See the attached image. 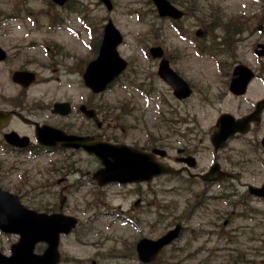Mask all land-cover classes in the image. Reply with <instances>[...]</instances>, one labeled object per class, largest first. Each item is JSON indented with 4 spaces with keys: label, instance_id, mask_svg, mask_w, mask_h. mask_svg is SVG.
I'll list each match as a JSON object with an SVG mask.
<instances>
[{
    "label": "rangeland",
    "instance_id": "1",
    "mask_svg": "<svg viewBox=\"0 0 264 264\" xmlns=\"http://www.w3.org/2000/svg\"><path fill=\"white\" fill-rule=\"evenodd\" d=\"M170 1L185 14L179 32L158 19L145 0H111L110 12L98 0H74L66 9L47 0H0V47L7 54L0 63V110L19 107L18 112L28 119L62 127L70 134H90L144 149L158 147L167 152L164 162L173 167H177L172 159L176 151L186 149L195 158L194 173L206 172L216 162L222 171L236 176L232 184L243 194L244 185L264 184V156L251 152L252 140L264 135V115L250 133L232 139L216 153L208 138L220 114L244 116L264 96L263 83L257 79L244 97L228 92L229 72L236 63L264 76V65L252 54L255 44L264 43V2ZM77 3L84 15L74 14ZM108 20L123 37L118 52L129 66L104 94L93 98L81 83L78 67L92 59L90 46ZM196 31L216 57L197 55L192 44ZM143 44L163 48L170 66L192 88L188 99L177 101L156 77L157 62L145 57ZM15 71L34 73L37 81L22 89L10 81ZM141 83L144 91L151 90L148 98L137 91ZM57 102L74 107L85 102L99 114L101 129H93L75 115L66 120L53 117L50 109ZM11 130L32 138V129L16 119L0 131V188L15 192L24 205L35 209H57L65 188L62 212L76 217L80 226L60 239L59 250L66 257L63 264H140L134 253L136 241L158 237L180 221L185 231L163 250L161 263L264 264L262 203L249 202L253 219L246 220L239 217L240 211L207 199L208 206L190 213L194 197L220 196L218 185L207 189L185 178L159 177L147 185L101 189L90 184L91 174L99 167L96 161L81 152L36 157L10 153L2 135ZM60 179L63 182L57 185ZM140 194L142 201L133 205ZM118 214L136 225L116 218ZM15 241L14 236L0 234V252L8 254Z\"/></svg>",
    "mask_w": 264,
    "mask_h": 264
},
{
    "label": "water",
    "instance_id": "2",
    "mask_svg": "<svg viewBox=\"0 0 264 264\" xmlns=\"http://www.w3.org/2000/svg\"><path fill=\"white\" fill-rule=\"evenodd\" d=\"M101 1L110 9L108 0ZM152 1L160 17L179 18L181 16V13L176 11L167 1ZM120 41V35L111 23H108L104 28L99 56L87 66L83 74L85 85L94 93L103 91L106 85L124 70L126 64L118 58L115 52ZM261 49L263 51L257 53L259 56L264 55V46H261ZM151 54L153 57H160L162 51L159 48L151 49ZM1 59H3V55L0 51ZM158 75L172 86L177 98H185L190 94L187 85L168 69V64L164 60L159 65ZM251 77L252 74L246 68L236 67L233 71L230 91L235 95L243 94ZM12 79L26 87L34 80V77L30 74L17 72ZM263 107L264 102L259 103L253 114L237 121H234L229 115H222L217 121L218 130L210 137L214 149L223 147L225 141L235 133H246L249 123L258 119V114ZM81 110L83 111L84 108L81 107ZM53 112L64 116L69 113L68 105H54ZM85 114L87 117H94L92 111L85 112ZM8 118L9 115L0 114V123H6ZM21 120L24 123H30L23 118ZM5 138L11 145L26 146L24 138L18 139L13 133L6 135ZM36 139L40 145L45 147H56L60 144L62 148L84 149L90 155L96 156L103 168L99 169L93 177L100 186L114 182L126 184L149 181L154 176L174 172L172 168L155 162L152 154L141 153L125 146L94 142L93 138L89 137L69 136L46 126L36 130ZM262 145L264 146V139ZM152 152L164 156V152L157 150ZM184 161L188 165L194 166L192 159H185ZM221 177L222 174L218 172V167L215 165L204 178L213 181ZM250 192L264 196V188L261 190L250 188ZM74 225L75 220L69 217L62 215L46 216L27 211L19 204L16 196L0 190V230L4 233H14L20 236L18 243L11 247L12 255L10 257L0 255V264H57L59 259L57 252L58 234L68 233ZM179 230L180 227L176 226L173 231L156 241L140 240L136 245L138 259L143 263L152 261L164 245L178 236ZM38 242H45L48 246L40 256L33 254L34 245Z\"/></svg>",
    "mask_w": 264,
    "mask_h": 264
},
{
    "label": "flooded vegetation",
    "instance_id": "3",
    "mask_svg": "<svg viewBox=\"0 0 264 264\" xmlns=\"http://www.w3.org/2000/svg\"><path fill=\"white\" fill-rule=\"evenodd\" d=\"M256 128V127H255ZM232 178H235L234 176H232ZM139 202L136 203V205L138 204ZM64 259V257L62 256V260ZM95 264V263H94Z\"/></svg>",
    "mask_w": 264,
    "mask_h": 264
}]
</instances>
